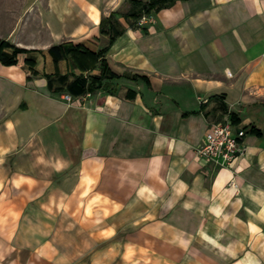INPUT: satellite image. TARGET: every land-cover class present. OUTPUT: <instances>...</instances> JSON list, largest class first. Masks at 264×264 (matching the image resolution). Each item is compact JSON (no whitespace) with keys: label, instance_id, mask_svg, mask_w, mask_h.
Here are the masks:
<instances>
[{"label":"crops","instance_id":"crops-1","mask_svg":"<svg viewBox=\"0 0 264 264\" xmlns=\"http://www.w3.org/2000/svg\"><path fill=\"white\" fill-rule=\"evenodd\" d=\"M150 1L32 0L42 35L0 36L26 50L0 61V264H264V0ZM227 117L221 169L196 149Z\"/></svg>","mask_w":264,"mask_h":264},{"label":"built area","instance_id":"built-area-1","mask_svg":"<svg viewBox=\"0 0 264 264\" xmlns=\"http://www.w3.org/2000/svg\"><path fill=\"white\" fill-rule=\"evenodd\" d=\"M146 16L142 18V21ZM141 21V23H142ZM63 100L72 102L71 95H63ZM247 133L235 128L230 118L223 122L212 124L205 134V139L197 149V157L207 163L221 169H232L237 160L245 155Z\"/></svg>","mask_w":264,"mask_h":264},{"label":"rangeland","instance_id":"rangeland-1","mask_svg":"<svg viewBox=\"0 0 264 264\" xmlns=\"http://www.w3.org/2000/svg\"><path fill=\"white\" fill-rule=\"evenodd\" d=\"M32 0H0V36H8L19 27V40L29 42L30 35L41 36L42 29L36 11L31 7ZM30 236L41 233V229L29 230Z\"/></svg>","mask_w":264,"mask_h":264},{"label":"trees","instance_id":"trees-1","mask_svg":"<svg viewBox=\"0 0 264 264\" xmlns=\"http://www.w3.org/2000/svg\"><path fill=\"white\" fill-rule=\"evenodd\" d=\"M175 1L176 0H151L148 3L147 2L146 3L134 2L133 9L131 10L130 13H133L134 15H138V19H139L142 16H149L153 11L159 12L168 6L173 5ZM8 48H12V46L3 40H0V61L7 65H12V64L17 63V60L15 59L16 55L26 53V50L24 49L14 48L13 54L9 56L4 52ZM99 88H100V85L96 88L90 85L88 91L93 92ZM231 117H232L233 123L237 124L238 121L236 120L235 115L231 114ZM251 131L253 132L254 129H252Z\"/></svg>","mask_w":264,"mask_h":264}]
</instances>
